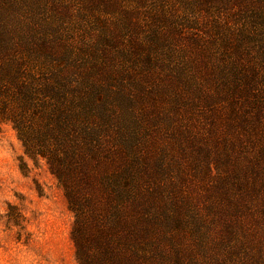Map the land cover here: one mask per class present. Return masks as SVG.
I'll use <instances>...</instances> for the list:
<instances>
[{
  "label": "rangeland",
  "instance_id": "1",
  "mask_svg": "<svg viewBox=\"0 0 264 264\" xmlns=\"http://www.w3.org/2000/svg\"><path fill=\"white\" fill-rule=\"evenodd\" d=\"M0 15L33 47L44 106H66L64 151L97 133L66 181L0 126V264H80L77 213L114 264H264V0H0ZM89 95L93 122L75 112Z\"/></svg>",
  "mask_w": 264,
  "mask_h": 264
},
{
  "label": "trees",
  "instance_id": "2",
  "mask_svg": "<svg viewBox=\"0 0 264 264\" xmlns=\"http://www.w3.org/2000/svg\"><path fill=\"white\" fill-rule=\"evenodd\" d=\"M7 28L8 23L0 15V61H3L4 64H16L17 66L12 73L0 72V126L5 122L12 123L22 139L27 153L33 157L43 156L48 158L50 162L59 165L63 171V177L66 179V174L60 165L65 164L74 155L86 167L91 162L92 145L96 141L97 133L95 135L94 129H91L87 134L86 140L88 142L86 144H77L67 152L64 151L66 138L62 134L61 118L65 120L68 117L66 106L61 105L63 107L61 111L57 108L44 106L45 103H49L50 95L48 96V93H51V90L44 88V91H37L31 82L30 62L36 58L33 47L29 41L23 42L20 32ZM22 42L26 47L21 46ZM78 97L80 100L75 112L77 111V114L84 113L85 119L93 122L98 118V105L94 103V99L90 95L86 98ZM65 102L68 100L65 99ZM42 108L43 110H41ZM39 113H42L41 117ZM39 119L41 120L40 124L35 122ZM66 181L68 180L66 179ZM66 185L67 189L72 188V186ZM70 197L72 201L76 202L75 191L71 190ZM86 225L89 226L90 230H96L100 227V224L98 225L96 222L93 225L92 222L85 224L82 217L77 213L73 238L80 264H114L109 262L111 250L104 251L106 239L97 235L90 241L87 238ZM102 230L103 228L100 233Z\"/></svg>",
  "mask_w": 264,
  "mask_h": 264
}]
</instances>
